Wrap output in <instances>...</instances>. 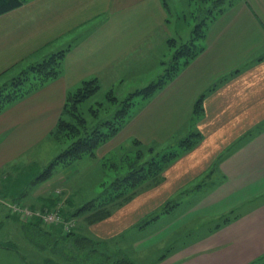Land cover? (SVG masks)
I'll return each instance as SVG.
<instances>
[{"label": "crops", "instance_id": "obj_1", "mask_svg": "<svg viewBox=\"0 0 264 264\" xmlns=\"http://www.w3.org/2000/svg\"><path fill=\"white\" fill-rule=\"evenodd\" d=\"M166 10L165 0H27L0 14V86L48 54L68 49L60 77L0 108V171L16 169L17 157L34 156L49 140L67 92L81 81L124 80L149 59L161 62L168 38L178 34ZM203 46L98 150L101 157L119 146L168 141L192 124L203 93V111L193 125L198 141L161 178L86 223L84 232L106 241L138 232L147 217L187 190L186 209L170 223L177 232L185 227V239L159 264H264V0H233L208 23ZM102 182L94 183L102 189ZM18 187L9 188L10 203L23 199L47 208L46 195L56 199L51 191L16 199ZM228 213L229 221L214 229L206 225L190 238V228ZM20 234L15 231L14 245L31 247ZM140 240L134 242L146 241Z\"/></svg>", "mask_w": 264, "mask_h": 264}, {"label": "rangeland", "instance_id": "obj_2", "mask_svg": "<svg viewBox=\"0 0 264 264\" xmlns=\"http://www.w3.org/2000/svg\"><path fill=\"white\" fill-rule=\"evenodd\" d=\"M25 1L27 0H24V2ZM165 2L168 8V10H166V21L168 22L170 29L177 30L174 32L178 33L176 36L173 34V37L168 38V40H174L175 45L170 44L167 40L165 47L166 51H164L166 54L161 62H151L149 59L146 66H142L144 69L141 67V70L132 72L128 77H125L124 80L113 78L108 79L104 76L100 79L96 78L99 84L97 92L91 97L84 99L82 102H79L78 104L76 103L78 109L82 111L84 115L83 119L85 123H80L83 127L89 125L92 127L99 118L105 117H108V124L119 122V119L114 117L113 114L117 105H120L119 107L125 106L127 110H129V113L133 110L135 112L140 105H143L144 102L150 100L165 85L164 84L161 88L155 89V91L151 92L149 95L142 94V91L146 87L157 82L159 83V81L163 79V74H167L168 71H166L167 69L165 70V68H168L169 70L171 66L172 52L184 43L188 44L189 39L191 38L190 33L196 21L194 14L199 12L198 14L200 16L203 15V8L207 6V3L204 5L198 0H165ZM226 3L227 0H225L224 4L226 5ZM40 61H42V59ZM40 61L35 63L37 64ZM61 67L63 70V66ZM17 75H19V73ZM60 75L58 77H60ZM37 76L38 75L35 72H29L26 77L27 79L19 84L17 90H15L18 91V95L26 93L29 89L34 88L36 86L35 84L38 83ZM9 80H11V78L7 79L3 83L4 85L2 84L3 86H0V91L2 90L0 94H2V97H5V95L13 91V88L6 84ZM77 87L69 90L66 94V98L69 95V92H73ZM19 99H21V97H18L17 100ZM89 108H93V110L95 109L93 111L95 115L89 111ZM65 119L72 121V118L68 115H65ZM195 119L196 116H194L190 126L178 131L176 134L172 135V138L164 143L119 146L120 148H114L117 150V153H106L100 157V153L102 152H99L100 149L98 150V148L102 144L108 142L106 141L96 148L93 156H84L73 160L71 164L56 163L53 167L49 168L50 163L56 159V156L62 152L72 140V136H74L68 134L67 136L62 137V132L59 134V137H54L50 134L49 140L46 139L36 147L37 150L34 151V156L24 155L17 157L12 166L16 169L8 168L7 170L9 173L7 170L0 171V264H71L68 259H73L74 256L69 241L62 238V236L67 237L66 234L68 232L63 224L64 222L69 221L68 223H73V227L79 234H86L84 232V227L88 222L87 220H83L85 212H82L83 214L79 213L80 215L75 216L72 220H66L62 216L61 210H59L61 217L56 222H46L44 219L35 217L36 215L27 217L19 212H15L10 208V202L8 201L11 200L8 197V193H10L9 188L11 189L12 185L19 186L18 191H16L19 193L15 195L16 199H21L26 192L31 193L34 196L38 191L45 193L51 191L52 195L59 199L58 202L63 203L64 199L66 200L67 197H69L71 201L73 200L74 203L70 204V207L73 210H76V208L84 205L89 200L103 196L105 194L103 191L107 190V192L112 191V193H115L122 189L123 185L120 184L121 182H119V180L113 182L114 185L111 183L115 178H122L123 175L129 172H132V175L135 176L143 175L142 180H140L135 187L128 188L129 191L126 192V194L128 193V196L129 193L133 194L140 188L152 183L156 178H161V175L166 168H164V165L168 160L169 163H171L185 151L194 146L199 139L197 136L198 133L193 126ZM118 131L113 136H115ZM120 151L122 152L118 153ZM82 163H84V165H82ZM86 164L89 165L91 170ZM75 167L78 168V175L75 174ZM138 168H143V170L138 171ZM47 169L50 174L37 179L39 174L47 171ZM61 175L62 183H60ZM96 175L98 180L103 181L101 185H103L104 188L100 189L99 184L94 183L95 181H98ZM95 186H98V188L96 189ZM1 188L3 190H1ZM187 192V190L180 192V194L172 201H168L157 212L147 217V219L141 223L142 227L138 232L130 230L115 239H110L108 241V246L113 253L109 255H112L115 258L126 257L129 259L130 264H159V260L162 257L166 260L168 252L180 246L179 243L185 239L184 236H181L182 230L185 229V227L180 228V231L177 232V230L172 229L173 227H170V223L178 214L177 211H183L186 209V205L190 201V199L187 198V196H189ZM2 193H5V195ZM26 196L31 197L30 195ZM46 196L47 198L42 202L45 203L46 201H49V204L47 205L48 207L51 205V200L48 195ZM104 198H107L106 194L103 197L96 199V201H100V199L103 200ZM123 198L124 195L116 199L108 198L110 202L103 205L104 208H100L97 212L99 213L100 211H103V215L104 211L107 212L117 206ZM28 203L27 200L23 199L22 201L14 202V204L28 207L34 212L52 210V208H42L45 205L41 206V204H37V202L32 204ZM177 203L180 204L179 207L174 208L173 212H171L174 205ZM29 205H31V207ZM98 213L91 215L92 217L87 219L91 222L92 220L99 218L100 215ZM14 218H17V220H14ZM214 223L215 222L212 221L205 223L198 228H190V231L192 232L191 235H189L190 238L196 236L198 232L200 233L204 231L206 225L210 226ZM15 231L18 232V234L23 233L29 245L31 244V247L21 246V248H17L16 246L19 244L17 243L16 246L14 245V242H17ZM139 239H141L140 241L146 239V241L142 243L134 242ZM134 244L136 248L134 247ZM144 246L146 248L142 249ZM78 258L83 259V256H78ZM87 263L91 264L90 261Z\"/></svg>", "mask_w": 264, "mask_h": 264}, {"label": "trees", "instance_id": "obj_3", "mask_svg": "<svg viewBox=\"0 0 264 264\" xmlns=\"http://www.w3.org/2000/svg\"><path fill=\"white\" fill-rule=\"evenodd\" d=\"M198 1L204 5H206L207 3V6L203 8V11L201 10L203 15L200 16L198 14L199 13L198 11L197 14L196 13L194 14L196 21H195V25L193 26V29L191 30L190 33L191 38L189 39L188 44L184 43L183 45L175 49L174 52H172L171 66L169 70L168 68H165V70L167 69L166 71H168L167 74L165 75L163 74L162 76L163 79L159 81V83L157 82L146 87L142 91V94L149 95L151 92L155 91V89L161 88L164 84H166L174 76H176V74L184 66H186L195 56H197L203 50L204 47L203 39L205 36V30L208 23L211 22L219 13H221V11L225 7H227L232 3V1L229 0H227L226 5L224 4L225 0H198ZM23 2L24 0H0V14L22 5ZM168 41L170 42V44L175 45L174 40L170 39ZM67 50L68 49H61L59 51L49 54L39 63L37 64L34 63L29 65L27 68L22 70L19 73V75H16L12 77L11 80L7 81L6 84L9 87H12L13 91L5 95V97H2V94H0V107L13 103L18 99V97H23L26 94L36 90V88H39L42 85L46 84L50 80L56 79L61 73L62 60ZM31 71L35 72L38 75L37 76L38 83H36L35 84L36 86L32 89H29L26 93H21V95L20 94L18 95V91H15L17 90V86H19V84H21L27 79L26 77ZM98 88H99V84L97 79L91 78V79L83 80L73 92H69V95L67 96L64 105L62 106V111L60 113L58 121L54 126V128L51 130V134L54 137H59L60 136L59 134L62 132V137L67 136L68 134H72L74 136H72V140L62 150V152L56 156V159L50 163L49 168L53 167L54 164L56 163L71 164L73 160L82 158L87 155L93 156L96 148H98L102 143L106 142L118 130H120L124 126V124L130 119V117L133 116V114L136 112V111L134 112L133 110L132 112L129 113V110H127L125 106L119 107L120 105L119 106L117 105V107H115V111L113 112V114L114 117L119 119V122L108 124V117H105V118H99L92 125V127L91 125L87 127H83L80 123L84 122L83 119L84 115L82 111L78 109V105H76V103L78 104L79 102H82L84 99L91 97L94 93L97 92ZM203 96L204 94L202 93L198 97L196 104L194 105V116H196V119L200 117L203 111V107H202ZM94 110L93 108H89V111H91V113H93ZM65 115L70 116L72 118V121L66 120ZM168 164H169V160L164 165V168ZM141 170H143V168H138V171ZM49 174H50L49 170L47 169V171L41 172L37 177V179L39 177L47 176ZM134 176L135 175H132V172L131 173L129 172L123 175L122 178L120 177L115 178L111 183L113 184V182L119 180V182H121L120 184L123 185L122 189H120L118 192L115 193H112V191L107 192V190L103 191L105 192L107 198H104L103 200L100 199V201L97 200L98 202L96 201V199H99V197H103L105 195L104 194L103 196H99L96 199L89 200L84 205H81L79 208H76V210H73L70 207V204H73L74 201L73 200L71 201L70 198L67 197L68 199L67 198L66 200L64 199L59 209L62 212V216L66 220L72 218L74 219L75 216L82 214V212L86 213L92 211L91 214L87 215V217H84L88 221L89 219L87 218L91 217V215H94L95 213H98L97 210H99L102 207L104 208L103 205L108 204L110 202L108 198L116 199L122 195H124L122 201L130 198L131 195H133L134 193L133 194L129 193V195L127 196L128 193L126 194V192L129 191L128 188L135 187L138 184V182L143 178V175H137L135 177ZM50 199H51V205L48 206L47 208L53 209L54 207H57L59 203L58 199L57 198L52 199V197H50ZM102 212L103 211H100L98 214L101 216ZM105 213L106 212L104 211V214ZM231 218H232L231 213H228L222 216L221 218H219L214 224L210 226L216 228L221 224H224V222L229 221ZM66 235L67 237L62 236V238L69 241L72 247L71 251L73 252L74 258L68 259L70 260L71 264H88L87 263L88 261H90L91 264H130L129 259L126 257L115 258L112 255H109L113 253V251H110L111 249L109 248L108 241L106 240L94 237L89 234H79L73 226L71 227L70 230H68ZM78 256H83V259H79Z\"/></svg>", "mask_w": 264, "mask_h": 264}, {"label": "built area", "instance_id": "obj_4", "mask_svg": "<svg viewBox=\"0 0 264 264\" xmlns=\"http://www.w3.org/2000/svg\"><path fill=\"white\" fill-rule=\"evenodd\" d=\"M15 212H19L24 216H31V215H36L35 217H38L40 219H44L46 222H56L59 220V218L61 217L59 209L60 206L62 205V202H59L57 207L54 208V210H50V211H45V212H34L32 211V209L28 208V207H24V206H18L14 203H10L9 204ZM68 220H72V219H68ZM69 221L64 222V228L67 230H70L71 227L73 226V223H68Z\"/></svg>", "mask_w": 264, "mask_h": 264}]
</instances>
